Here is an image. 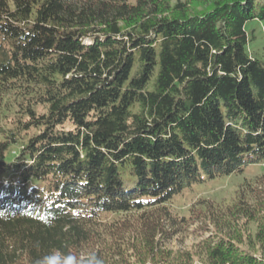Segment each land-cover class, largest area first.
Masks as SVG:
<instances>
[{
  "label": "trees",
  "instance_id": "trees-1",
  "mask_svg": "<svg viewBox=\"0 0 264 264\" xmlns=\"http://www.w3.org/2000/svg\"><path fill=\"white\" fill-rule=\"evenodd\" d=\"M253 20L264 0H0V264H264V175L169 205L264 163ZM197 220L194 251L168 249Z\"/></svg>",
  "mask_w": 264,
  "mask_h": 264
},
{
  "label": "rangeland",
  "instance_id": "rangeland-1",
  "mask_svg": "<svg viewBox=\"0 0 264 264\" xmlns=\"http://www.w3.org/2000/svg\"><path fill=\"white\" fill-rule=\"evenodd\" d=\"M246 30L254 37L250 42L249 49L253 56L264 59V20H253L246 24ZM264 175V163L249 164L243 167L242 171L229 176H219L211 180L197 182L187 187L182 193L175 196L169 204L172 212L181 217H189L191 208L200 200L212 201L216 204L230 205L236 192L241 187L250 184L252 189L247 192V197L251 198L255 195L257 177ZM5 181V180H3ZM250 189V188H249ZM259 189V188H257ZM264 199V195L262 196ZM223 206V207H225ZM194 216H196L197 206ZM202 222L197 220L180 225L175 229L170 241H167L168 249L180 251H194L195 245L199 243L208 234L201 226ZM202 228V229H201ZM213 231V226H209ZM256 224H250V229L254 231ZM203 230V231H202ZM193 264H203L198 257H195Z\"/></svg>",
  "mask_w": 264,
  "mask_h": 264
},
{
  "label": "clouds",
  "instance_id": "clouds-1",
  "mask_svg": "<svg viewBox=\"0 0 264 264\" xmlns=\"http://www.w3.org/2000/svg\"><path fill=\"white\" fill-rule=\"evenodd\" d=\"M36 264H103L95 255L88 258L86 261L83 259L78 260L75 256H64L58 251L44 256L36 262Z\"/></svg>",
  "mask_w": 264,
  "mask_h": 264
}]
</instances>
